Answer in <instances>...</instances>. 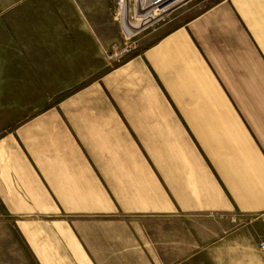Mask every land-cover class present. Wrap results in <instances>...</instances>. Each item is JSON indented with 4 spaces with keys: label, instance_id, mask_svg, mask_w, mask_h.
I'll list each match as a JSON object with an SVG mask.
<instances>
[{
    "label": "crops",
    "instance_id": "crops-1",
    "mask_svg": "<svg viewBox=\"0 0 264 264\" xmlns=\"http://www.w3.org/2000/svg\"><path fill=\"white\" fill-rule=\"evenodd\" d=\"M0 18L6 264H223L256 250L264 0H195L113 65V0H0Z\"/></svg>",
    "mask_w": 264,
    "mask_h": 264
},
{
    "label": "built area",
    "instance_id": "built-area-1",
    "mask_svg": "<svg viewBox=\"0 0 264 264\" xmlns=\"http://www.w3.org/2000/svg\"><path fill=\"white\" fill-rule=\"evenodd\" d=\"M190 0H113V14L122 22L124 30L128 33L126 39L139 34L174 9L184 5ZM121 9V10H120ZM118 51L124 53L137 45V39H130ZM135 41V42H134ZM108 57H111L107 54ZM258 249L264 253V238L258 240Z\"/></svg>",
    "mask_w": 264,
    "mask_h": 264
},
{
    "label": "rangeland",
    "instance_id": "rangeland-1",
    "mask_svg": "<svg viewBox=\"0 0 264 264\" xmlns=\"http://www.w3.org/2000/svg\"><path fill=\"white\" fill-rule=\"evenodd\" d=\"M193 1H195V0H190L189 2L185 3L184 5H182L176 9H174L173 11L169 12L167 15H165L160 20H158L157 22H155L151 26L147 27L146 29H144L140 33H143L145 31H147L148 29H150L151 27L157 25L158 23H161L164 20H167L175 12L183 9L186 5H188L189 3L193 2ZM202 4H204L203 1H201L196 6H193L191 8V10L197 8V6H200ZM184 14L185 13H181L180 16L165 21L163 23V25H161V27H159V29H162V28L169 26L170 24L175 22L178 18H180ZM5 20L0 18V25L3 24V21H5ZM159 29H157V30H159ZM140 33L131 37L130 39H138V36L140 35ZM118 34H119L118 37H116V39H114V41H115L114 44L106 46L103 49V53L105 54L106 57H107V54L109 56H111L110 58H111V64L112 65L121 61L124 57H126V55H128L129 53L134 51L135 50L134 48H136V49L139 48V46L138 47L135 46L134 48H130V49L126 50L124 53L118 54L119 49L124 44H127V41H131L130 39L125 38L124 34L120 30V27L118 28ZM13 232H14L13 219H12V217L8 216L7 212L2 208V206L0 204V264H6V261H7V260H5L6 259V251L8 250V247H10V245H13V243H8L7 235L13 234ZM259 239H261V238L257 237L256 241L258 242ZM19 244L21 245V243H19ZM257 248H258V246L256 247V250L254 252L249 251L247 248H243L244 250H248L249 257L241 258L237 261H235V260H223L224 261L223 264H264V253L261 252ZM251 255H253V257ZM207 262L209 263V261H207Z\"/></svg>",
    "mask_w": 264,
    "mask_h": 264
},
{
    "label": "bare ground",
    "instance_id": "bare-ground-1",
    "mask_svg": "<svg viewBox=\"0 0 264 264\" xmlns=\"http://www.w3.org/2000/svg\"><path fill=\"white\" fill-rule=\"evenodd\" d=\"M121 10V9H120ZM117 19V21H118V24H119V27H120V30H121V32L123 33V34H127L128 32L126 31V30H124V28H123V26H122V22H121V20L119 19V17L118 18H116Z\"/></svg>",
    "mask_w": 264,
    "mask_h": 264
}]
</instances>
